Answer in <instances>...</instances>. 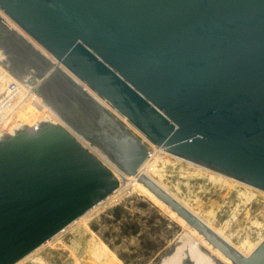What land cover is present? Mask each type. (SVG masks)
I'll use <instances>...</instances> for the list:
<instances>
[{"label": "water", "instance_id": "95a60500", "mask_svg": "<svg viewBox=\"0 0 264 264\" xmlns=\"http://www.w3.org/2000/svg\"><path fill=\"white\" fill-rule=\"evenodd\" d=\"M0 8L155 146L264 190V0H0ZM9 40L22 55L4 50ZM0 53L18 80L43 79L39 95L67 124L42 121L0 141V264L119 186L77 134L235 262L264 264V240L244 254L139 173L150 154L140 136L1 22ZM56 85L61 100L49 93Z\"/></svg>", "mask_w": 264, "mask_h": 264}, {"label": "rangeland", "instance_id": "374dc122", "mask_svg": "<svg viewBox=\"0 0 264 264\" xmlns=\"http://www.w3.org/2000/svg\"><path fill=\"white\" fill-rule=\"evenodd\" d=\"M24 41L29 42V45L34 43L37 47L39 46L32 40V36ZM36 51L40 54L38 50ZM1 55L0 53V59L2 60ZM56 61L52 64L61 69L63 64L57 59ZM34 82L32 85L42 84L37 80ZM26 106L27 103H24L17 112L22 111ZM116 116L121 120L120 116ZM126 125L131 129V125L127 123ZM168 156L170 157L167 158ZM165 157L162 159L164 164L162 168L164 173L163 183L171 191L174 190L173 192L179 197L190 202L191 209L207 218L213 226H220L231 233L232 237L229 241L231 244H235L234 246L237 249H239L237 246L249 244L250 249L247 252L249 254L264 240V193L255 190L249 192L243 184H236L231 189L224 186L218 188L219 191L217 192L206 172L171 155L165 154ZM117 198L119 200L101 204L87 216L88 225L102 240V242L99 241L98 246L94 247V240L90 239L85 229L77 224L64 231L51 245H46L39 250L35 257L28 260V263L158 264L171 245L177 242L181 229L171 222L154 204H150L139 194L128 195V193H125ZM239 201L245 204H241ZM202 208L204 209L202 210ZM93 247L98 248L95 252H103L105 256L93 255ZM107 247L115 253V256L111 255L112 253ZM35 258H40V261H42L40 263L34 262Z\"/></svg>", "mask_w": 264, "mask_h": 264}, {"label": "bare ground", "instance_id": "6f19581e", "mask_svg": "<svg viewBox=\"0 0 264 264\" xmlns=\"http://www.w3.org/2000/svg\"><path fill=\"white\" fill-rule=\"evenodd\" d=\"M0 22L2 24H4L13 34H15L17 37H19L23 41L27 40V38L31 37L28 32L24 31L23 27H21L14 19H12L1 8H0ZM32 40L39 46L37 47L34 43H32V44L30 43V46L32 45L31 47H34V49L36 48V50H38L40 52V54H42V56L47 60V62L49 64H52V62H57L56 61L57 58L48 49L47 50L51 54L40 43L42 45L41 46L39 44V42L35 38L32 37ZM4 42H5V45H6L4 47V50H6V52L13 53L16 56H19L20 54L22 55V53H20V50H17L16 46L12 45L10 40L9 41H4ZM9 44H11V45H9ZM27 44H29V42ZM24 56L25 55H23V57ZM28 66H30L29 67L30 71H32L33 70V68H32L33 67V63L28 64ZM58 70H59V72L61 74L66 76L70 81L77 82L84 90H86L91 95V97L101 107L109 109L115 115L120 116L121 120L125 124L127 123L128 125H131L130 127L134 131V133H136L138 136H140L141 140L145 144H147L149 146L150 154L146 158V160L141 164V166L139 167V173H145L148 176H150L157 184H159L161 187H163L165 190H167L169 193H171L175 198H177L180 202H182L185 206H187L191 211H193L195 214H197V216H199L203 221H205L209 226H211L216 232H218L225 239L231 241V237H232L231 233H228L227 231H225L220 226L219 227H215L216 225L213 226V224L207 218L202 216L197 211L191 209L190 202H188L184 198L179 197L176 193L173 192L174 190L171 191L163 183L164 173H163V169L162 168H163L164 164H163V160L162 159L165 157V154L171 155V156H173L176 159L183 160V161L191 164L192 166L193 165L196 166L199 170L201 169L204 172H206L208 174L210 180H211V183H213L214 187H216V190L218 188H223L224 186H227V189H231L232 186H235L236 184H243L244 186H246L248 188L249 192H251V190H255V191H259V192L264 193V190L259 189V188L255 187V186H252V185H250L248 183L242 182V181H240V180H238L236 178H233V177H231L229 175L223 174V173L218 172L216 170H213L211 168H208V167H205L203 165H200L198 163H194V162L188 161V160H186L184 158H180V157H177L175 155H172L171 153L163 150L161 147L155 146L147 137H145L136 127H134L132 124H130L129 121L124 116H122L119 112H117L101 96H99L94 90H92L85 82H83L81 79H78V77H76V75L74 73H72L66 66L61 65V69H58ZM13 76L14 75L0 62V86L4 85L5 79L12 78ZM36 80L40 81V82H43L42 78H36ZM21 82H23V81H21ZM44 86H45V88H47L46 87L47 85L44 84L43 87ZM57 86L58 85H56V87L52 88L53 90L50 89L49 93H53L57 100H59L58 96H60L61 97L60 100H61L63 98L62 97L63 93H60L61 92L60 88H58ZM2 88H4V87H2ZM0 91H2L1 88H0ZM45 93L46 94L48 93L47 89H45ZM22 95H23V90L21 89L20 92H19V96L22 97ZM17 100L18 99L16 98L15 101H17ZM66 100H69V98L66 97ZM24 103H27V106L25 108H23L22 111H18L17 112L19 107L23 106ZM9 108H10L9 109L10 115L8 117H6L5 119H3V121L0 123V141L3 140L4 138H6L7 136H10L11 134L17 132L18 130H24L25 132H27V131H29L30 128L34 127L40 121L41 122L42 121H49V122H53V123H61V124L65 125V126H67V124L64 122V120L60 116V114H59L58 110L56 109V107L52 103L50 104V103L45 102V100L43 98H41V96H38L35 99H32L31 97L26 96V97L22 98V100H19V104L17 105L16 109L12 108V104H10ZM15 112H17V113L14 114ZM77 137L83 142V144H85L89 149H91L95 154H97L112 169V171L115 173V175L119 178L120 184L114 190L113 193L109 194L106 198H104L99 203L94 205L87 212H85L84 214L79 216L77 219L72 221L65 229H63L62 231H60L59 233H57L56 235H54L53 237H51L50 239H48L47 241L42 243L40 246H38L36 249L32 250L30 253L25 255L23 258H21L20 260H18L14 264H29L28 260L33 258V257H35V254L39 250H41L46 245H51L64 231H66L67 229H69V228H71V227H73V226H75L77 224L82 226L85 229V231L88 233L90 239L94 240L93 241L94 242V247L98 246L99 245L98 244L99 241L102 242V240L97 237L96 233L88 225V221H87L88 217L87 216H89V214H91L93 211H95L101 204L103 205L104 203H107V202L112 201V200H119L117 197H119V196H121V195H123L125 193H128V195L139 194L145 200L149 201L150 204H154L164 215H166L171 220V222L175 223L181 229V231L179 230L181 233L180 234L178 233L179 236H178L177 242L175 243L174 252L169 254V255H164L161 258L160 262H158V264H182L183 260H185L186 258L192 259L195 264H238L226 252H224L217 244H215L213 241L208 239L199 230H197L196 228L191 226L188 222H186V220L182 216H180L177 212H175L166 202H164L162 199L157 197L151 190H149V188L147 186H145L138 179L137 176H134V175L133 176L132 175L128 176V175H126L112 161H110L99 149H97L95 146L89 144L86 140H84L78 134H77ZM169 157L170 156H168L167 158H169ZM191 165H189V166H191ZM176 169H178V168H176ZM169 172H170V170H169ZM183 172H185V171H183ZM175 181H177V180H175ZM218 191L219 190H217V192ZM210 192H211V190H210ZM237 192H239V191L237 190ZM204 195H206V194H204ZM256 197H258V196H256ZM260 199H261V197H260ZM196 202H194V203H196ZM246 202H248V201H246ZM241 204H245V203H241ZM201 206H199V207H201ZM231 207H233V206H231ZM204 208H202V210ZM206 209H207V207H206ZM173 234H174V232H173ZM244 241H246V240H244ZM239 244H241V243H239ZM52 246H54V245H52ZM94 247H93V255L97 254V255H100L102 257L105 256L103 252H95V251H97L98 248H94ZM237 247L244 254H248L247 252H249V249H250V245L249 244H244L242 246L240 245V246H237ZM108 249L110 250V248H108ZM110 252L112 253L111 255L115 256V253L112 250H110ZM33 261L40 263L42 260L40 261V258H35ZM41 264H44V262H41ZM78 264H82V263L79 262Z\"/></svg>", "mask_w": 264, "mask_h": 264}, {"label": "built area", "instance_id": "2783aa9c", "mask_svg": "<svg viewBox=\"0 0 264 264\" xmlns=\"http://www.w3.org/2000/svg\"><path fill=\"white\" fill-rule=\"evenodd\" d=\"M39 85L40 83L38 85H27L14 76L12 78L5 79L4 85L0 86L2 89V91H0V123L3 121V119L10 115V104H12V108L16 109L17 105L19 104V100H22V98L28 96L32 99H35L40 96L38 93ZM21 89L23 90L22 97L19 96ZM16 98L18 99L17 101H15Z\"/></svg>", "mask_w": 264, "mask_h": 264}]
</instances>
